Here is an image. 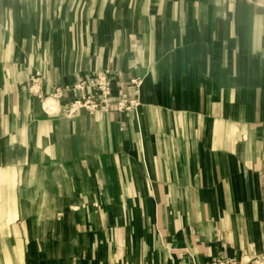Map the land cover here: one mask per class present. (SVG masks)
I'll use <instances>...</instances> for the list:
<instances>
[{
  "label": "crops",
  "instance_id": "crops-1",
  "mask_svg": "<svg viewBox=\"0 0 264 264\" xmlns=\"http://www.w3.org/2000/svg\"><path fill=\"white\" fill-rule=\"evenodd\" d=\"M6 5L19 37H0V45L11 46L9 64L0 57V90L7 86L0 157L6 135L17 137L20 125H29L30 138L46 134L39 155L45 159L37 163L47 173L41 200L24 167L14 206H30L29 212L19 206L24 223L33 226L27 236L42 220L53 229L41 254L20 230L11 235L0 227L3 243L5 237L20 241L23 264H211L228 257L264 264V10L246 0H0L1 9ZM21 44L47 47L22 50ZM105 67L115 95H132L133 77L141 83L135 108L141 119L129 115V129L140 128L129 130V195L115 164L103 169V186L94 164L106 125L120 145L121 113L67 116L61 101L42 113L52 106L41 99L56 86L72 87ZM235 93L238 100L230 102ZM180 95L189 99L186 115L194 125L166 150V132L148 125L165 126L166 111L182 108ZM138 140L140 149L131 148ZM0 198L4 221L7 200ZM40 206L43 218L34 212ZM50 238L57 245L52 249Z\"/></svg>",
  "mask_w": 264,
  "mask_h": 264
},
{
  "label": "rangeland",
  "instance_id": "rangeland-1",
  "mask_svg": "<svg viewBox=\"0 0 264 264\" xmlns=\"http://www.w3.org/2000/svg\"><path fill=\"white\" fill-rule=\"evenodd\" d=\"M40 2V0H37ZM229 3H232L234 0H228ZM249 3H252L255 5L256 8H261L262 10H264V0H246ZM42 2L44 3V0H42ZM7 7H5V9H1L0 7V37L5 36L7 39L11 40L13 39L15 36L19 37V35L16 34L17 30H18V26L15 24V22L12 20V17L10 15V9L8 8V5H6ZM264 14V13H261ZM46 13H44V17H45ZM25 19H29L28 16L25 17ZM16 29V32H15ZM38 31H34L33 34L37 37L41 36L39 33H37ZM25 38L27 36H24ZM44 37V36H42ZM11 46L8 44H1L0 45V57H4L6 58L5 61H2V63L5 64H9V59H10V53H8V48H10ZM19 48H22V50H26L29 49L30 47H34L36 50L42 52L45 51V48L47 46H43V45H26V44H21L18 45ZM12 62H16L17 63H21L23 61L20 60H12ZM20 61V62H19ZM233 60H230V65L231 68L234 66L233 65ZM105 68H110V67H105ZM102 69V68H101ZM111 69V68H110ZM140 80V79H139ZM141 86V83L139 84ZM138 89H140V87H138ZM5 91H7V86H4L1 88L0 92V102L4 101V97L6 95H4ZM140 95V91L138 93V96ZM231 96V95H230ZM48 97V96H46ZM43 98L41 99V101H45ZM180 99L179 102H181V106L182 108L179 109H174V110H167L166 114H167V124H165V126L160 125L159 129H158V125H148V129L151 128L158 130V131H164L166 132V150H172L173 145L175 146V141H173V138L178 137L179 138V134L180 133H187L190 129V124L193 126L194 124H192L191 122H193L192 119L187 118L188 116L186 115V113L190 112V107L191 105L189 104V99H186L184 96L182 97V95H180ZM140 98V96H139ZM138 98V102L137 104L131 108L130 110H124V111H115V110H109V111H113V112H119L122 114V121L124 124H122V126L124 127L123 129H121L122 131V138H121V143L120 145H118V142L115 140L116 138L113 137L112 135V127L108 125H106L104 133L102 135V140H101V150H102V156L99 158H96V160L94 161H98L95 162L94 164L96 166H98L99 168L96 169L97 171H101V180H102V186L104 185L105 181L107 180L104 177V173H103V169L106 166H109V164H115L117 166V171L116 172V176L120 177L121 181H123V186H124V194L123 195H129V130L130 133H135L136 132H140V128L136 129L137 127L135 126V130L132 128L129 129V115L130 113H132V116H130L131 119H133L135 122H138L139 117L136 116V112H135V108L140 104V99ZM230 102L233 101V103H235V101H237V94H234V98L229 99ZM45 106H52L53 108L49 109V107H46L43 109V112H52L54 109V106L57 104L56 100H53L51 102V104L49 103H45ZM179 110V111H178ZM8 112H11L12 109H8ZM21 113H20V112ZM17 111V116L19 118L22 119V113L24 111L19 110ZM102 112H107L102 110ZM200 112H202L201 109H199V115ZM42 113H40L39 115H42ZM125 113V114H124ZM26 114V113H25ZM23 114V115H25ZM28 114V112H27ZM95 114V113H94ZM37 115V116H39ZM37 116H31L32 118H37ZM75 116V115H74ZM28 117V115H27ZM34 118V119H35ZM38 119V118H37ZM2 120V116L0 113V122ZM147 123V121H146ZM107 124V121H106ZM149 124V123H148ZM198 128H200L201 126H197ZM28 128L29 125H20L19 126V133L17 135V137H15V135H6V150H4V153L1 155L0 157V173L4 174L6 177H8L9 179H7L6 183H5V187L7 190H9V194L11 197L12 201L16 202V198L17 196L20 197L19 194V185L21 183V173H22V169L24 167H26V171L27 173V177L30 176L32 177L33 180V186L38 189V193H37V197L38 200H41L42 197V193H41V188L42 186L45 185V179L47 177V173L44 171L42 172L41 169H38V164L40 161H42L43 159H45L44 156H39L41 154V148H44L45 143L47 142L46 140V134H43V130H41L40 132L37 131V134H35V138L34 136H31L32 138H30V136L28 135ZM39 128V127H38ZM15 129V128H14ZM13 129V130H14ZM12 130V131H13ZM109 133H111V135H109ZM198 133H201L200 131ZM6 134H8V131L6 132ZM140 134V133H139ZM13 139H15L13 141ZM134 142V143H133ZM131 142V144H133V146H131V148L134 149H140V140L138 141H133ZM14 143V144H11ZM179 144H181V146L183 145L182 141H178ZM16 146L15 150L14 147ZM22 147V150L20 151ZM29 148L30 151H27L25 148ZM123 154V158L124 161H121L120 159V155ZM63 159V158H61ZM34 165V166H32ZM56 166V165H54ZM37 169H34L36 168ZM56 168V167H55ZM31 170H33V172L31 173ZM57 172L59 171L58 168H56ZM98 175V174H97ZM101 186V192L104 194V189ZM2 189V191H1ZM0 191L3 193V188L0 187ZM22 191V190H21ZM95 191H98L95 190ZM0 192V195H1ZM25 200H29V195L26 194L24 195ZM32 200H35L34 198ZM1 201V198H0ZM18 201V200H17ZM19 206L21 208V212L24 210V212H29V205H25V204H18L15 203V209L13 210V212L11 213V215L6 214L4 221L0 220V227L1 229L5 228V233L6 234H18L19 235V230L20 232H22V234L26 235L23 236L24 240L27 241H31L36 247H37V251L39 253H43L44 251V242L47 241V237H45V233L47 231L51 232L53 229L51 227H47V222L45 220H42L41 222H37V226L35 229L36 234H34L33 236H27V232H29V230L33 227L31 224V222H26L23 221L22 215L20 213V209ZM43 206L39 207V210H34V212H38V216L40 217H45V213H44V209L42 210ZM79 206H77L78 209ZM93 207L95 209H98L99 207L102 208V205H95L93 204ZM122 212L121 215H127V207L124 205L122 206ZM43 213V214H41ZM123 213V214H122ZM60 223V222H59ZM102 224H106V222L102 223ZM83 226H81L80 224L76 225V228L78 229H82ZM87 227V226H84ZM55 228V227H54ZM38 229V230H37ZM27 230V231H26ZM41 230V235L38 234L39 231ZM118 231V238L121 239V234H125L126 233V225L123 223L120 226H118L117 228ZM0 239L2 238V242H0V264H23V258H22V252H21V243L18 240V242L13 238V237H5V242L3 243V237H2V232L0 231ZM36 240H35V239ZM125 238V237H124ZM50 249L56 247V242L50 238ZM116 239V238H115ZM123 239V236H122ZM10 242L13 247H14V251L13 253L9 252L6 248L7 242ZM52 241V242H51ZM28 244V243H27ZM53 255V254H52ZM57 255H60L57 254ZM236 259V258H234ZM262 258H256L255 259V263L258 262L259 264H261L260 262ZM237 260V259H236ZM264 263V262H262ZM27 264V263H26ZM237 264H240V261L237 260Z\"/></svg>",
  "mask_w": 264,
  "mask_h": 264
},
{
  "label": "built area",
  "instance_id": "built-area-1",
  "mask_svg": "<svg viewBox=\"0 0 264 264\" xmlns=\"http://www.w3.org/2000/svg\"><path fill=\"white\" fill-rule=\"evenodd\" d=\"M32 81L34 84L38 82L36 78ZM139 82L138 77H133L128 81V86L133 90L132 95L123 92L115 95L113 93L112 70L102 68L87 77L81 78L72 87L56 86L50 96L56 100V103L59 101L65 103L64 111L67 116H74L80 110H84L89 114H94L99 110L124 111L130 110L137 104ZM75 89L79 90L80 93L71 95V92H74ZM211 264H237V260L228 257L218 259Z\"/></svg>",
  "mask_w": 264,
  "mask_h": 264
},
{
  "label": "bare ground",
  "instance_id": "bare-ground-1",
  "mask_svg": "<svg viewBox=\"0 0 264 264\" xmlns=\"http://www.w3.org/2000/svg\"><path fill=\"white\" fill-rule=\"evenodd\" d=\"M52 101H53V99L51 97H47L44 102L51 104ZM22 102H23V100H22ZM7 179H9V178L6 177L4 174L0 173V187H3V190H4L3 193L1 192L2 189L0 192L2 194V197L7 200V204L4 206V212H5V214L10 215L13 212V210L15 209V206H14V201L11 200L9 190H7L5 188V183H6Z\"/></svg>",
  "mask_w": 264,
  "mask_h": 264
}]
</instances>
